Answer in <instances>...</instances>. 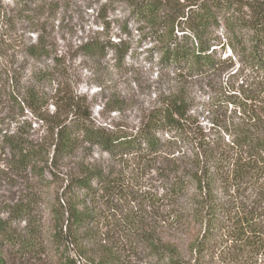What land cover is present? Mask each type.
Here are the masks:
<instances>
[{"label": "trees", "instance_id": "trees-1", "mask_svg": "<svg viewBox=\"0 0 264 264\" xmlns=\"http://www.w3.org/2000/svg\"><path fill=\"white\" fill-rule=\"evenodd\" d=\"M111 1L127 5V19L148 29L159 68L174 81L159 91L146 118L131 131L96 122L65 88L55 89L49 113L41 86L50 74L27 67L30 60L50 55L47 37L35 31L44 11L16 0L11 15L0 0V26L15 16L29 20L36 33L32 41L0 43V108L10 114L6 126L0 119V170L27 185L7 216H0V264H26L37 254L30 225L20 232L10 219L33 213L40 198L33 185L48 183L47 173L60 187L51 209V238L63 246L61 264H80L67 254L68 245L87 256L86 244L98 234L93 224L104 206L114 209L122 200L127 202L119 210L125 237L158 262L238 264L244 258L240 264H264V0ZM102 27L107 30L108 23ZM219 29L225 31L223 43ZM225 46L232 54L223 56ZM77 48L91 58L111 51L116 61L127 52L121 39L97 36ZM192 79L218 89L215 97L226 105L219 131L187 125L188 93L180 83ZM36 121L46 126L40 136L34 134ZM83 143L152 170L153 190L134 191L132 180L99 165L80 164L76 172L62 174V163ZM102 254L81 264H121L111 248Z\"/></svg>", "mask_w": 264, "mask_h": 264}, {"label": "rangeland", "instance_id": "rangeland-1", "mask_svg": "<svg viewBox=\"0 0 264 264\" xmlns=\"http://www.w3.org/2000/svg\"><path fill=\"white\" fill-rule=\"evenodd\" d=\"M1 1L8 4L7 8H10L11 15H14L16 0ZM26 1L30 9L36 8L37 5L43 9L44 13L40 18L41 28L35 31L42 34L44 38L47 37L51 46L49 57L30 60L27 65L30 71L41 68L50 74V80H44L41 86L48 112L54 110L52 94L55 89L65 88L74 95L83 110L91 113V118L96 122L129 131L139 127L141 121L146 118L148 110L154 105L159 91H167L174 81L170 79L171 74L159 68L158 54L155 51L156 44L152 37L146 35L148 29L142 28L141 25L136 26L132 20L127 19L129 13L127 5L111 0ZM247 1L241 0V2ZM246 8V6L243 7V10L247 11ZM10 20L0 26L1 44L5 41L14 44L21 38L25 41L35 39L36 33H33L32 27L28 26L29 20H20L15 16H12ZM104 22L108 23L107 30L102 29ZM217 34L221 42H225V31L219 29ZM91 36L115 42L121 39L127 51L125 57L116 61L111 51L104 56L92 58L79 54L77 47ZM223 53V56L232 54L228 46H225ZM204 82L205 80L192 79L188 83H180V86L185 85L188 93L187 125L191 129L201 128L203 131L214 133L219 131L225 120L226 105L221 101L223 99L215 97L218 89H214L212 84L204 85ZM213 95L214 98H212ZM228 108L231 106L229 105ZM7 112V108H0L3 127L9 121L10 114L8 117L5 116ZM25 114L33 119L29 112L26 111ZM0 126H2L1 123ZM32 126L34 134L39 136L46 129L43 121H36ZM80 164L99 165L121 173L124 179L132 180L134 191L153 190L151 187L156 184L155 179L152 178V170H144L131 160L125 161L119 157L108 156L98 148L85 143L80 145L71 158L62 163L60 171L62 174L66 171L76 172L81 167ZM52 180V176L47 173L46 182L48 183L39 184L40 182H37L33 188L32 184H29L33 193L40 197L34 204L33 213L29 216H12L10 219L12 227L20 232L30 225V229L34 231L35 240L38 242L37 254L33 259L26 260V264H61L63 246H56L51 238L53 234L51 209L60 187L49 182ZM26 186L17 179L6 178L0 170V216H7V209L17 203L20 195L22 196L25 192ZM116 203L117 208L114 209L108 210L104 206L105 211L113 212L107 214L104 211V214H101L93 224V230L98 231V234L94 232L91 241L87 242L85 254L87 256H82L76 246L71 244L68 245L67 254L81 264L101 257L105 250L111 248L112 252L119 256L121 264H163L150 258L146 250L125 237L126 225L122 222L119 210L123 209L121 205L126 206L127 202L122 200ZM243 259H240L238 264L243 263ZM221 264L232 263L224 260Z\"/></svg>", "mask_w": 264, "mask_h": 264}]
</instances>
